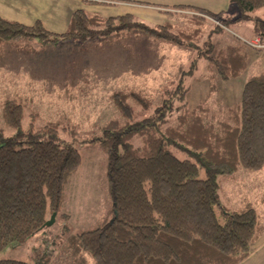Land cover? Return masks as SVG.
<instances>
[{
	"label": "trees",
	"instance_id": "trees-1",
	"mask_svg": "<svg viewBox=\"0 0 264 264\" xmlns=\"http://www.w3.org/2000/svg\"><path fill=\"white\" fill-rule=\"evenodd\" d=\"M231 2L239 10L236 19L224 11L176 6L169 12L180 9L191 18L182 28L151 25L131 14L104 18L78 9L68 30L58 33L41 21L26 25L0 16V44L44 48L125 39L131 43L123 49L133 75H142L140 88L125 86L111 94L119 115L95 126L96 137L84 140H78L82 125L63 119L39 124L42 117L35 112L24 126L32 97L0 98V253L25 244L46 228L54 212L61 214L66 185L83 161L78 144L103 151L111 199L96 227L71 233L56 257L36 247L31 261L3 258L0 264H240L249 257L264 232V215L249 200L238 208L224 205L219 191L221 179H234L241 168H264V72L246 81L232 106L216 111L207 98L194 107L187 102V78L203 59L212 79L225 82L248 67L247 48L214 41L223 26L250 22L255 36L264 37V17L257 13L264 0ZM208 19L221 24L203 39ZM140 38L157 43V49L166 44L189 55V65L179 63L174 77L161 87L157 104L147 84L151 68L140 67L148 48ZM38 84L61 85L33 82L26 88ZM217 89L213 81L209 95Z\"/></svg>",
	"mask_w": 264,
	"mask_h": 264
},
{
	"label": "rangeland",
	"instance_id": "rangeland-1",
	"mask_svg": "<svg viewBox=\"0 0 264 264\" xmlns=\"http://www.w3.org/2000/svg\"><path fill=\"white\" fill-rule=\"evenodd\" d=\"M175 12L177 19L180 21V28L186 27L191 23L190 16L185 15L186 13H183V10L179 9ZM257 13L264 17V7L258 10ZM227 14L228 18L236 19L239 16V10L233 7L232 11ZM207 22L203 39H207V35L211 32V29L221 24L214 19H208ZM240 23H243V26L247 28L252 27L250 22ZM223 28V32L213 36L214 41H218L223 47L235 43L243 45L249 52V62L251 64L239 78L225 82L217 76L212 79L211 74L206 68L207 61L203 59L200 62L198 70L192 76H189L186 81L191 86V90L187 95V102L191 107H194L206 98L212 110L218 111L221 105L232 106L240 100L246 81L264 71V56L257 55L259 51H263L264 49H256L242 43L243 41L240 39L242 36L233 33V31H237L243 35L240 28H236V25L232 27L223 26ZM140 40L142 45L148 47L142 53V62H140L142 66L140 67L143 70L144 68H151L147 84L149 87L150 85L152 86V88L148 89L152 92L151 97L154 98V102L157 104L161 98V87L167 84L170 78L174 77L179 63L183 61L188 66L190 59H186L188 56L187 52L184 53V51L180 50L176 55V52L168 50V52H165L163 67L158 71V68L155 67H157L161 58L154 57L158 44L152 43L146 38H140ZM140 48L142 47L140 46ZM176 48L175 50H177ZM169 54L174 55L176 60L172 61L173 58H169L167 61L166 56H169ZM138 78L139 76L136 78H132L131 76H126L125 78L122 76L118 89L125 86H131V88L136 89L140 88V85H137L141 83ZM213 81H215L218 89L209 95L208 92ZM21 84L17 81H8L5 75L0 74V98L6 95L17 94L33 98V104L29 105L28 109H26V117L23 121L24 126H27L30 122V113L35 112L42 117L38 118L39 120L37 119V123L39 124H42L43 121L63 119L65 123L71 121L82 125L78 140H84L96 137L98 130L95 129V126L104 125L108 120L119 115L111 98V94L118 89L113 88V90L106 84L95 90L98 95L93 102L91 98L95 96L93 94L94 89H82L79 85L77 87H66L62 84L60 86L38 84L35 86L36 88L28 89L23 87V85L21 86ZM140 113L136 114L138 115L137 117L142 116ZM3 123L4 121L0 115V124ZM7 132L13 133V129H8ZM78 147L83 155V161L78 171L70 177L66 185L65 200L61 214L56 215L55 221L51 226L35 233L34 237L25 244L13 245L3 250L0 253V259L13 258L29 261L30 259L32 260V257L36 256V247L39 248V251L41 250L40 252H50L52 253V257H56L61 245L71 233H79L83 230L96 227L105 215L111 204L105 155L99 148L88 147L86 144H78ZM221 180L222 184L219 194L220 201L224 205L238 208L244 200H249L264 215V168L259 171H248L241 168L234 179ZM50 264H68V262L61 260L58 262L53 261Z\"/></svg>",
	"mask_w": 264,
	"mask_h": 264
},
{
	"label": "crops",
	"instance_id": "crops-1",
	"mask_svg": "<svg viewBox=\"0 0 264 264\" xmlns=\"http://www.w3.org/2000/svg\"><path fill=\"white\" fill-rule=\"evenodd\" d=\"M178 5L194 6L214 13L224 11L226 14L235 7L231 0H0V16L26 25L41 21L48 30L58 33L68 30L72 14L78 9L104 18L131 14L151 25L171 23L179 26L177 15L169 12ZM233 25L239 27L243 35L237 31H233L234 34L246 38L255 36L252 27L247 28L240 22L231 27ZM130 45L125 39L110 45L90 40L85 43L47 45L44 48L38 44L3 43L0 44V74L5 75L8 81L22 83L21 86L25 88L33 82H53L66 87L79 85L82 89H94L95 96H91L93 102L98 95L95 90L103 84L118 89L122 76H139L133 75L132 66L124 53L123 48ZM137 47L140 49V46ZM174 47L159 45L157 57L161 61L155 67L158 71L163 67L165 52L170 50L178 54L180 50ZM257 55L264 56V50ZM166 57L167 61L169 58L176 60L174 55ZM186 59L189 60V55ZM139 79L142 80L141 74ZM240 264H264V232L254 244L249 257Z\"/></svg>",
	"mask_w": 264,
	"mask_h": 264
},
{
	"label": "built area",
	"instance_id": "built-area-1",
	"mask_svg": "<svg viewBox=\"0 0 264 264\" xmlns=\"http://www.w3.org/2000/svg\"><path fill=\"white\" fill-rule=\"evenodd\" d=\"M243 43L256 49H264V37L254 36L252 38L240 37Z\"/></svg>",
	"mask_w": 264,
	"mask_h": 264
},
{
	"label": "water",
	"instance_id": "water-1",
	"mask_svg": "<svg viewBox=\"0 0 264 264\" xmlns=\"http://www.w3.org/2000/svg\"><path fill=\"white\" fill-rule=\"evenodd\" d=\"M56 215H57V212H54V213L51 215L50 219L47 220L46 223L43 225V228H44V227L51 226V225L54 223V221H55Z\"/></svg>",
	"mask_w": 264,
	"mask_h": 264
}]
</instances>
